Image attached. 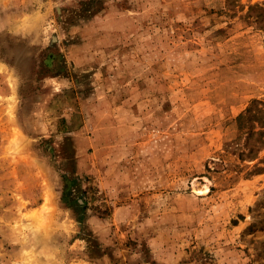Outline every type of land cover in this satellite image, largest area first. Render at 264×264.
Instances as JSON below:
<instances>
[{"label": "rangeland", "instance_id": "1", "mask_svg": "<svg viewBox=\"0 0 264 264\" xmlns=\"http://www.w3.org/2000/svg\"><path fill=\"white\" fill-rule=\"evenodd\" d=\"M263 2L0 0V264H264Z\"/></svg>", "mask_w": 264, "mask_h": 264}, {"label": "trees", "instance_id": "2", "mask_svg": "<svg viewBox=\"0 0 264 264\" xmlns=\"http://www.w3.org/2000/svg\"><path fill=\"white\" fill-rule=\"evenodd\" d=\"M249 15H254L256 22L264 32V2L249 7ZM238 129L245 134L244 150L241 157L256 158L257 154L264 149V101L253 100L250 106L237 117ZM259 144L258 148L257 145ZM264 161L261 159V162ZM257 168L255 171H261Z\"/></svg>", "mask_w": 264, "mask_h": 264}]
</instances>
